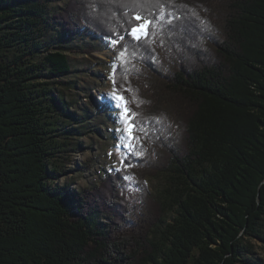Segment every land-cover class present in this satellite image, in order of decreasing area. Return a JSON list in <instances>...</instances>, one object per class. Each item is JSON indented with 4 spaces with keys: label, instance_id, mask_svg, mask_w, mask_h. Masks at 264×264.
<instances>
[{
    "label": "trees",
    "instance_id": "obj_1",
    "mask_svg": "<svg viewBox=\"0 0 264 264\" xmlns=\"http://www.w3.org/2000/svg\"><path fill=\"white\" fill-rule=\"evenodd\" d=\"M115 1L0 0V264H264V0ZM83 29L112 43L137 139L69 190L57 181L85 171L68 154L113 122L106 102L64 96L66 53L91 54L66 42Z\"/></svg>",
    "mask_w": 264,
    "mask_h": 264
},
{
    "label": "rangeland",
    "instance_id": "obj_2",
    "mask_svg": "<svg viewBox=\"0 0 264 264\" xmlns=\"http://www.w3.org/2000/svg\"><path fill=\"white\" fill-rule=\"evenodd\" d=\"M104 3H115V0H102ZM101 0H96V3H102ZM92 3L87 6L90 7L87 14L90 18L100 22L101 26L108 27L106 17L112 15L107 7L100 8V5ZM56 6V5H51ZM61 6V5H59ZM91 8L92 11H91ZM100 8L98 16H91L93 10ZM142 23V22H141ZM188 24L196 26V22L189 20ZM189 28V27H188ZM107 29V28H106ZM86 29L81 30L80 35L71 39L67 38L66 42L73 50L90 49L91 54H76L67 52V56L71 65L72 73L64 78L66 82L75 84L74 88H69L64 91V96L71 104L89 108L96 103L101 105L104 102L110 106V119L113 122L110 124H99L97 122L91 124V128L97 127V132L90 137H82L79 142L81 151L68 154L67 161L69 163L68 169L74 167L76 164L82 163L85 172L72 171L68 176L61 177L57 182L63 184L71 181L69 190L80 187L91 186L97 183L102 177H105L110 172H116L120 169V163L123 160L125 153L129 148V138L123 131L126 127L121 119V108L117 107L118 101L113 97V58L114 51L112 50V43L101 40L95 35L84 34ZM93 48V49H91ZM70 111L72 109H69ZM106 113V111H105ZM108 113V112H107ZM116 122V125H115ZM90 163V169L85 170L86 164ZM148 182L149 192L153 193L158 188L157 180L153 178H146ZM132 181L125 179L121 183L120 194L133 199L135 192L131 185ZM256 252L264 258V249L259 244L256 245Z\"/></svg>",
    "mask_w": 264,
    "mask_h": 264
},
{
    "label": "snow or ice",
    "instance_id": "obj_3",
    "mask_svg": "<svg viewBox=\"0 0 264 264\" xmlns=\"http://www.w3.org/2000/svg\"><path fill=\"white\" fill-rule=\"evenodd\" d=\"M136 21H143L142 23H138L132 27L130 35L136 39L140 40L148 35V29L151 27L152 22L143 16L137 14L133 17ZM123 39V37H121ZM119 43L117 40H113V44ZM125 53H121L118 59L123 58ZM113 97L118 101L117 107L121 108V119L126 125L123 131L127 134L129 140L137 139L133 133L135 131V125L132 123V120L135 117V113H133L128 107V101L121 95L116 92H113ZM131 146V145H129Z\"/></svg>",
    "mask_w": 264,
    "mask_h": 264
}]
</instances>
